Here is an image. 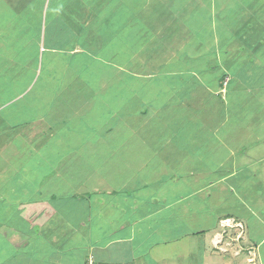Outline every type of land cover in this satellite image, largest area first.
Wrapping results in <instances>:
<instances>
[{"label": "crops", "instance_id": "obj_1", "mask_svg": "<svg viewBox=\"0 0 264 264\" xmlns=\"http://www.w3.org/2000/svg\"><path fill=\"white\" fill-rule=\"evenodd\" d=\"M79 1L82 4L67 12L58 0L44 4L39 13L35 10V18L21 23V33L27 37L23 47L35 48V54L17 70L7 67L0 72V256L7 257L0 264H85L89 258L98 264H264V235H259L264 234V80L256 87L258 81L248 85L245 97L235 95L243 84L231 90L230 80L227 86L223 83L226 77L231 79L230 66L224 62L233 49L236 53L246 49L249 54L260 49L257 55L264 59V34L249 38L250 32L247 36L241 29L242 46L227 42L221 47L218 29L227 23L220 19L219 24L218 14L231 7L222 5L227 0H220L221 4L219 0H140L144 4L139 5L148 10L129 8L132 18L142 22L140 45L127 49L129 24L124 22L122 31L115 33L117 49L109 46L114 44L117 16L108 18L105 2ZM235 2L244 5L242 0ZM261 2L248 0V18L252 15L255 24ZM260 22L264 24L261 12ZM231 30L227 35L234 38ZM94 87L117 89L110 97L112 104L100 103ZM86 89L90 91L84 93ZM72 90L80 94L70 99ZM68 103L74 108H61ZM232 117L245 118L240 120L244 136L239 143L223 132ZM89 120L100 132L93 134ZM206 126L211 139L220 143L218 151L203 143ZM113 130L116 138L124 132L142 135L149 153L159 161L158 175L133 187H140L138 208L125 205L121 197L132 192L128 182L134 183L135 174L122 181L111 174L113 183L107 171L96 170L100 187L93 184L91 174L72 185V165L81 156V146L69 137L77 139L83 133L87 138L83 146L100 147L108 145ZM162 132L166 137L160 136ZM93 135H99L102 143L94 142ZM52 140L56 147L69 141L73 146L60 150L67 153L48 172H39L41 164L49 161L43 154L37 156L43 159L36 158V170L15 162L20 156L28 163L19 154L21 146L33 152L52 147ZM126 143L122 140L120 148ZM169 146L174 155L162 160ZM56 174V180L69 186L61 204L54 203L59 193L52 186ZM156 178L160 183L151 191L153 196L141 194V187L150 188ZM48 186L52 187L46 190ZM83 194L93 199L78 198ZM128 197L136 200L132 193ZM90 201L101 203L104 210L93 209L96 204ZM37 202L40 205H34ZM164 214L162 222L158 216Z\"/></svg>", "mask_w": 264, "mask_h": 264}, {"label": "rangeland", "instance_id": "obj_2", "mask_svg": "<svg viewBox=\"0 0 264 264\" xmlns=\"http://www.w3.org/2000/svg\"><path fill=\"white\" fill-rule=\"evenodd\" d=\"M54 0H0V72H2L4 70V68L7 67H11V69L9 70H14L17 68H20L24 65L23 62L26 60V58H30L32 59V56L35 54V48H27V47H23L25 45H27V37H25L21 31H22V27H21V23L26 21L27 19L30 18H35V10L38 9V13H39V9H43L44 4H53ZM59 3L58 4H62L63 7V11H69L70 8L72 6H79L77 4H82L79 3L80 1L78 0L76 4H67L69 3L71 0H58ZM73 1V0H72ZM81 1H85L86 4H89L88 1L89 0H81ZM94 2H96L97 4H103L102 2H105L104 4H107L105 6V8L103 9L104 13H107L108 18L109 17H114L117 16V23L113 24V29L115 30L114 33V37L111 36V38L113 39L114 44L109 45L112 48H119L120 44H119V40L116 38L115 33L119 30L122 31L120 28L123 27L124 22H128L129 25H126V35H125V39L126 41H128V43H130V45L127 47V49L133 48V44H139L137 42V39L139 37V29L142 27V22L138 21L137 19L132 18L131 16V12L132 10L129 9L134 8V11L136 10H141L142 8H144L145 10H148L147 7H144L143 5H139L140 4H144L142 2H140V0H93ZM179 2L181 1H188V0H178ZM192 1L193 3H195L196 0H189ZM217 1V0H215ZM223 1V0H222ZM221 1V2H222ZM244 1V5L239 6L240 4L236 3L235 0H227V2H225L224 4H222L223 6H225V4H231V7L229 9H222L221 11H219L218 14V19H219V24H220V19L223 21L222 24H225V26H222L221 24L219 25V31H218V39L220 42H217L219 45H221V47H225L228 43H232L235 46H242L243 44V40L240 39V30L242 29V32L247 34L248 36V32H250L249 38H252L255 33H259V34H264V24H262L260 22V12L264 13V5L261 6V8L259 7L261 4H264V2L260 3V5H258L257 10L258 12V20L257 23L255 24V22L250 19V16L248 18V14H250V9L248 10V0H242ZM262 1V0H260ZM192 3V4H193ZM257 3V1L255 2ZM29 4V5H27ZM56 4H57V0H56ZM166 4V3H165ZM171 4V3H168ZM178 4V3H177ZM217 4H221L220 0L217 2ZM234 4V6L232 5ZM24 6V8H22ZM238 6V7H237ZM229 12H234V15L237 17L236 18H231ZM42 14V12H41ZM105 16V17H107ZM136 17V16H135ZM39 19V18H37ZM123 23V24H122ZM231 23V24H229ZM229 24V25H228ZM241 26V27H240ZM234 30V38L231 37L230 35H227L228 33H230V29ZM149 29V28H148ZM231 30V31H233ZM110 41V40H109ZM109 41H106L107 43H109ZM23 42V43H20ZM103 42V41H102ZM20 43V44H19ZM104 43V42H103ZM240 44V45H239ZM264 44V41L262 42V45ZM140 45V44H139ZM264 50V49H263ZM260 52V49L258 50ZM257 51V52H258ZM252 51L251 54L248 53V50L246 51V49H243L242 51H236L233 49V52L231 54V58L227 59V61L224 62L225 65L230 66L229 71H230V75H231V79H228V77L225 78V80L223 81V83L225 84V86L229 85V88L231 90H234L238 87V85L241 83L242 88L240 91V94H235L237 97H240L243 95V97H245L246 95L248 96V85H250L252 82L254 81H258L256 82L255 87L259 84L260 80H264V59L261 58L259 55V53ZM239 53L241 55H239ZM25 54V55H24ZM142 57V56H141ZM134 58V57H133ZM145 58H142V60ZM134 62L139 63V59L138 58H134ZM201 65H205L208 66L207 61L205 60H200ZM142 64V62H141ZM31 70L34 71L37 67V65H30ZM8 71V70H7ZM31 71V72H32ZM9 72V71H8ZM68 76L71 77V74L68 73ZM127 79V78H126ZM230 80V82H229ZM71 84H72V79L68 80ZM1 78H0V83H1ZM229 82V84H227ZM62 84H65L64 81H62ZM227 84V85H226ZM125 85H127V82H125ZM254 87V86H252ZM251 87V88H252ZM254 87V88H255ZM13 91H18V90H13ZM90 91V89H86L84 90V93H88ZM94 93H98V97L100 98V103L103 102L102 100H105V102H111V98L113 94H115V92H118V90L116 89H104L103 88H95L93 89ZM152 91V90H150ZM69 92V97L74 98L75 93L78 92V94H80V92L78 90H72V91H68ZM251 92V91H250ZM11 92H8V94ZM243 93V94H242ZM158 92L155 94V98H159L158 96ZM5 95V94H3ZM34 95H36V91L34 93ZM7 96V95H5ZM97 97V96H96ZM117 99H119V97H116ZM151 100L152 98L149 97ZM97 102L94 101L91 105L92 108H94V105ZM104 103V102H103ZM84 109L89 108L88 105H84ZM67 107H72V109L74 108L73 105H71V103L69 104H64V106L61 108L66 109ZM220 112H224V109H220ZM234 111V110H232ZM68 115V114H67ZM235 116V114H233ZM237 116V115H236ZM83 118H87L85 115H83ZM88 119V118H87ZM241 119H245L244 117H238V119L232 117V119L228 122V124L225 126V128L223 129V132L227 131V133L230 135V137L233 139L234 143H239V140H241V138L244 136V132L241 130L244 128L243 126V120L240 121ZM90 121V120H89ZM101 121V120H99ZM84 121L82 123V125H85ZM108 123L110 122L109 120L107 121ZM70 123V122H68ZM92 124V130L95 126V122H91ZM94 123V124H93ZM158 123L155 121V124ZM110 124V123H109ZM162 124V123H161ZM80 124V127L82 126ZM111 125V124H110ZM114 125L117 126V124L114 123ZM164 126V124H162ZM88 127V126H87ZM169 127V126H168ZM211 127V126H210ZM78 129V128H77ZM81 130H87L86 132H88V128H80ZM172 129V128H171ZM128 131V130H125ZM96 132H100V129L93 130V134H97ZM117 131H110V135L109 138H107V141L109 142L108 145H106V143H102V141L100 142L101 138L99 135H93V141L97 142L98 144H93V145H85L83 146V140L87 139L84 138L85 134L81 133L80 136H77V139L74 136H70L69 139L70 140H75V141H79L80 144H78L77 146H81V156L78 157L76 156V161L73 162L72 165V185H76L77 183L79 184V182L81 180H84V178L88 175H92V177H94V181L93 184L97 185L98 187H100L97 182H99L100 179H98V176H94V171L97 170V172L99 170H104L103 172H108V181L109 182H113L114 183V179H118L120 181H122L121 179H124L125 176H132V174H135L138 177H134V183L128 182V185L131 186L132 189H130V191L132 192H127V197H122V202L126 205V204H130L133 208H138L139 206V202H137V190L140 188H133L135 186V184H137L138 181H140L137 185L139 186L140 184L142 185L143 182L147 181V179H150L151 177H154L155 175H158V171H157V165L158 162L157 158L154 156L153 152L149 153L148 149L149 146L146 145V143H144V139L142 138V135H136L133 136L131 135V132H124L123 137L120 136L121 138H116L117 135H114V133ZM65 133V132H64ZM85 133V132H84ZM141 134V133H140ZM158 133L153 132V136H156ZM203 134L205 136V140L203 141V143L208 146L207 148H209V150L211 151H218L220 149V143L215 142V140H212L213 138L210 136V128L209 126H206L203 129ZM121 135V134H120ZM62 136V135H61ZM160 136L162 137H166L165 136V132L160 133ZM141 137V138H140ZM91 138V139H92ZM212 138V139H211ZM122 140H127L128 143H126L122 148L121 147V141ZM53 144H51L50 146L52 147H43V148H38L33 152H30V147L28 146L27 148L24 146L20 147V152L19 154L25 158L28 159V163H26L23 160H20V156H17L16 158V163L21 165L23 164H28L29 166H31V170H36L37 169V160L36 158H40L43 159L45 157H47L49 159L44 161L41 164V171L39 172H48L51 168H53L56 165L57 160L61 157L64 156L66 152H60V150L65 149V150H71L73 146L72 143H66V144H60V147H56L54 143H56L55 140H52ZM208 142V144H207ZM202 143V142H201ZM123 144V142H122ZM107 146V147H104ZM213 148V149H210ZM103 149V150H100ZM170 151L169 152H162V160H168L170 157H172L174 155L173 151L175 149H171V146H169ZM45 151V152H44ZM18 153V152H17ZM42 154L44 155L43 158L41 157H37L42 156ZM31 155H33L34 157H31ZM52 157V160H51ZM80 158H82V160H80ZM55 159V161H53ZM153 164V165H152ZM152 165V166H150ZM34 168H33V167ZM85 166H87L85 168ZM150 166V167H148ZM147 167V168H146ZM114 168L115 171H114ZM114 171V172H113ZM113 175V178L110 175ZM56 175L53 176V187L59 191V193L56 194V201H54V203H63L62 200H64V198H66V193H68L69 191V186L68 183H66V189L63 186V184H65V180L59 179L56 180ZM103 178L106 179V175L103 176ZM50 181V180H48ZM158 181V179H154L153 182L149 185L150 188H145V186L141 187V194L144 195H149L151 191H155L157 188H159V183L160 182H155ZM180 181V180H179ZM127 183V182H126ZM180 182H177L176 184L178 185ZM51 185V184H50ZM46 186V185H45ZM52 186H48L46 187V190H49L50 187ZM179 186V185H178ZM163 188H165L163 186ZM45 189V187H44ZM64 190L65 192H61V190ZM125 189H126V185H125ZM72 190H70L71 192ZM93 192V191H92ZM72 193V192H71ZM128 193H132L133 196H136V200L135 198L132 197H128ZM152 193V192H151ZM75 194V193H73ZM143 195V196H144ZM78 198H83L82 200L84 201L86 200H92L93 198L91 197V195H85L83 194L81 195H77ZM151 196V194H150ZM153 196V193H152ZM130 199V200H129ZM92 204H96L94 205L93 209H99L97 208V206L101 207L104 210V206L98 202H93L90 201ZM147 203H150V201H147ZM141 204H144L141 203ZM154 204V202L152 203ZM34 205H40L39 202L35 203ZM141 206V205H140ZM29 208V207H28ZM230 208V206L228 207ZM103 212V211H101ZM109 213H111L109 211ZM112 214V213H111ZM164 215L158 216V218L160 217L161 221L163 222L164 220ZM157 219V218H156ZM80 222V218L79 221ZM156 222V221H155ZM81 224V222L79 223ZM94 229H92L93 231ZM254 234V233H253ZM257 234L253 235L254 237H256ZM260 236H263L264 234L262 232H260L259 234ZM249 240L252 242V238L251 236H249ZM255 240V239H254ZM137 252H136V256H137ZM40 256V255H39ZM7 257H3L0 256L1 260H5ZM42 259H44V255L43 258L40 257L39 261H41ZM47 261V260H45ZM44 262V261H43Z\"/></svg>", "mask_w": 264, "mask_h": 264}, {"label": "trees", "instance_id": "obj_3", "mask_svg": "<svg viewBox=\"0 0 264 264\" xmlns=\"http://www.w3.org/2000/svg\"><path fill=\"white\" fill-rule=\"evenodd\" d=\"M89 261H93L92 258L87 259V261H86L85 264H87ZM93 263H94V264H98L96 261H95V262L93 261Z\"/></svg>", "mask_w": 264, "mask_h": 264}, {"label": "built area", "instance_id": "obj_4", "mask_svg": "<svg viewBox=\"0 0 264 264\" xmlns=\"http://www.w3.org/2000/svg\"><path fill=\"white\" fill-rule=\"evenodd\" d=\"M87 264H94L93 261H89Z\"/></svg>", "mask_w": 264, "mask_h": 264}]
</instances>
